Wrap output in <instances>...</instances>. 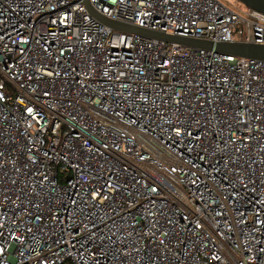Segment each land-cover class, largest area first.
<instances>
[{
  "label": "built area",
  "instance_id": "2783aa9c",
  "mask_svg": "<svg viewBox=\"0 0 264 264\" xmlns=\"http://www.w3.org/2000/svg\"><path fill=\"white\" fill-rule=\"evenodd\" d=\"M264 44L222 0H0V264H264Z\"/></svg>",
  "mask_w": 264,
  "mask_h": 264
},
{
  "label": "water",
  "instance_id": "95a60500",
  "mask_svg": "<svg viewBox=\"0 0 264 264\" xmlns=\"http://www.w3.org/2000/svg\"><path fill=\"white\" fill-rule=\"evenodd\" d=\"M251 9L264 14V0H238ZM92 14L102 23L120 31L136 33L147 38L161 39L168 42L180 43L186 46L204 49H214L217 52L235 54L250 59L264 60V44L245 42H212L204 39H194L182 35H172L165 32L153 31L133 24L122 23L103 16L94 10Z\"/></svg>",
  "mask_w": 264,
  "mask_h": 264
},
{
  "label": "rangeland",
  "instance_id": "374dc122",
  "mask_svg": "<svg viewBox=\"0 0 264 264\" xmlns=\"http://www.w3.org/2000/svg\"><path fill=\"white\" fill-rule=\"evenodd\" d=\"M225 3L229 4L230 6H232L234 9H244L247 10L248 6L244 5V4H240L238 0H222ZM251 9V8H250Z\"/></svg>",
  "mask_w": 264,
  "mask_h": 264
},
{
  "label": "trees",
  "instance_id": "16d2710c",
  "mask_svg": "<svg viewBox=\"0 0 264 264\" xmlns=\"http://www.w3.org/2000/svg\"><path fill=\"white\" fill-rule=\"evenodd\" d=\"M241 5H242V3L241 2H239Z\"/></svg>",
  "mask_w": 264,
  "mask_h": 264
}]
</instances>
